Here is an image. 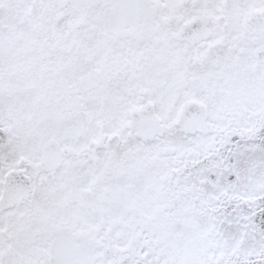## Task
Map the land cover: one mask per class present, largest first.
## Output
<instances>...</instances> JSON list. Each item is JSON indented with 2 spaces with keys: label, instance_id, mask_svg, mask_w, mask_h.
Instances as JSON below:
<instances>
[{
  "label": "snow or ice",
  "instance_id": "snow-or-ice-1",
  "mask_svg": "<svg viewBox=\"0 0 264 264\" xmlns=\"http://www.w3.org/2000/svg\"><path fill=\"white\" fill-rule=\"evenodd\" d=\"M0 264H264V0H0Z\"/></svg>",
  "mask_w": 264,
  "mask_h": 264
}]
</instances>
